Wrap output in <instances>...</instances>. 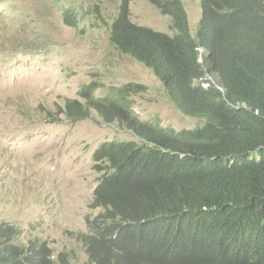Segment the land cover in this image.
Here are the masks:
<instances>
[{
    "label": "trees",
    "instance_id": "trees-1",
    "mask_svg": "<svg viewBox=\"0 0 264 264\" xmlns=\"http://www.w3.org/2000/svg\"><path fill=\"white\" fill-rule=\"evenodd\" d=\"M120 0L109 25L114 49L148 68L183 115L202 123L175 130L132 110L136 82L96 95L85 84L60 111H95L137 140L94 152L100 171L95 216L76 234L91 264H264V0H199L195 34L182 0H148L169 32L139 26ZM63 22L82 29L83 0H56ZM0 223V264H56L46 241L24 246ZM68 253H60L66 263Z\"/></svg>",
    "mask_w": 264,
    "mask_h": 264
},
{
    "label": "rangeland",
    "instance_id": "rangeland-1",
    "mask_svg": "<svg viewBox=\"0 0 264 264\" xmlns=\"http://www.w3.org/2000/svg\"><path fill=\"white\" fill-rule=\"evenodd\" d=\"M182 1L195 34L199 0ZM119 2L83 0L90 13L81 32L63 22L56 0H0V223L19 225L24 242L46 237L56 264L63 252L66 264L90 262L76 234H86V217L100 211L91 206L101 174L95 150L105 141L137 140L95 111L72 119L59 107L82 100L85 84L96 83L95 94L103 95L108 86L136 82L146 87L130 94L139 119L175 130L202 123L171 103L148 68L114 49L109 25ZM129 9L136 25L169 32L170 17L148 0H132Z\"/></svg>",
    "mask_w": 264,
    "mask_h": 264
},
{
    "label": "clouds",
    "instance_id": "clouds-1",
    "mask_svg": "<svg viewBox=\"0 0 264 264\" xmlns=\"http://www.w3.org/2000/svg\"><path fill=\"white\" fill-rule=\"evenodd\" d=\"M130 10V9H129ZM146 27V26H145ZM6 224H9V223H6ZM11 225H13V224H11ZM17 228H16V230L17 231H19L20 232V237L18 238L19 240H21L23 243H24V246H28V245H30V240H38V241H40V242H43V241H46V237H42V236H35V237H33V238H30V240H28V241H25L24 242V231L19 227V225H15ZM46 244H47V247L50 249V251H52V259H54V254H53V250H52V248L48 245V243L46 242ZM63 253H65V252H63ZM55 260V259H54ZM56 261V260H55ZM68 261V260H67ZM88 262H89V259H88ZM62 263V262H61ZM67 263V262H66ZM66 263H63V264H66ZM89 264H91L90 262H89Z\"/></svg>",
    "mask_w": 264,
    "mask_h": 264
}]
</instances>
